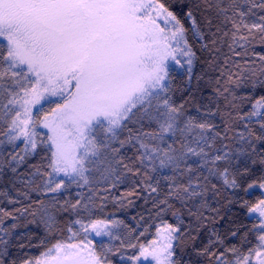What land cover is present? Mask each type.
I'll return each instance as SVG.
<instances>
[{
	"label": "snow or ice",
	"instance_id": "6c2138e0",
	"mask_svg": "<svg viewBox=\"0 0 264 264\" xmlns=\"http://www.w3.org/2000/svg\"><path fill=\"white\" fill-rule=\"evenodd\" d=\"M0 198V264H264V0H0Z\"/></svg>",
	"mask_w": 264,
	"mask_h": 264
},
{
	"label": "trees",
	"instance_id": "16d2710c",
	"mask_svg": "<svg viewBox=\"0 0 264 264\" xmlns=\"http://www.w3.org/2000/svg\"><path fill=\"white\" fill-rule=\"evenodd\" d=\"M197 71H199V67L197 68ZM39 157H34L33 162L37 161ZM124 192V188H120L118 191L113 190V195H120ZM111 199V197H110ZM131 199L134 200V204L128 205L125 208H120L118 205H113L112 203H109L107 208L104 209L103 213H98L99 215H107L108 213L113 214V218L124 220L125 223L132 225L133 227L136 226L137 221L133 220L132 217H137V220H139V216L143 215L145 216V219L148 218V211L147 209L150 208V204L146 205L143 202V197L137 199L136 197H132ZM21 205H10L7 204L5 201L0 198V207H6L9 211H12L14 207H20ZM15 214V213H14ZM30 219V218H29ZM25 219L21 217L20 221L18 222L21 226L16 229V233H25L29 231H35V226L29 224L27 228H24L22 225L25 223ZM13 223V221L9 218L4 219V226L8 227ZM42 249L34 248L31 249L30 254L33 255H39L40 251Z\"/></svg>",
	"mask_w": 264,
	"mask_h": 264
},
{
	"label": "rangeland",
	"instance_id": "374dc122",
	"mask_svg": "<svg viewBox=\"0 0 264 264\" xmlns=\"http://www.w3.org/2000/svg\"><path fill=\"white\" fill-rule=\"evenodd\" d=\"M98 239V238H97Z\"/></svg>",
	"mask_w": 264,
	"mask_h": 264
}]
</instances>
